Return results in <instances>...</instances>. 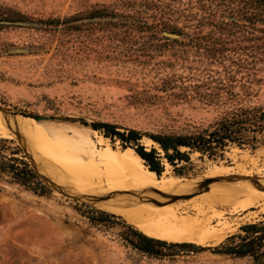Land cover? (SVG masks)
<instances>
[{"label": "rangeland", "instance_id": "rangeland-1", "mask_svg": "<svg viewBox=\"0 0 264 264\" xmlns=\"http://www.w3.org/2000/svg\"><path fill=\"white\" fill-rule=\"evenodd\" d=\"M95 9L109 14L86 17ZM14 12L25 19H9ZM252 106H264V0H0V108L17 117H53L44 120L45 132L27 129L33 140L20 129L0 133L7 140L0 142V264H264V245L258 259L212 250L230 235L249 238L243 225L264 224V198L227 213L231 229L216 244L186 240L188 247L146 255L122 239L133 228L143 232L141 218L107 209L106 193L82 170L88 160L83 141L138 171L148 169L91 123L190 133ZM140 142L147 149L154 144L146 136ZM17 148L14 157L32 163L50 187L25 178L21 163L13 162L15 177L6 171ZM163 164L160 180L185 183L162 194L150 190L160 202L188 194L178 199L202 203L246 191L264 196V145L229 144L214 158L191 151L177 168ZM205 178L213 181L200 190ZM96 210L114 216L93 223Z\"/></svg>", "mask_w": 264, "mask_h": 264}, {"label": "bare ground", "instance_id": "bare-ground-1", "mask_svg": "<svg viewBox=\"0 0 264 264\" xmlns=\"http://www.w3.org/2000/svg\"><path fill=\"white\" fill-rule=\"evenodd\" d=\"M12 115L0 111V123H3L0 126V133L3 135L7 134L8 131L14 132L20 129L24 130V133L33 140L35 137L27 129L40 128L43 132L49 129L47 122H44V120L35 121L21 115L18 116L22 118ZM61 132L59 130L58 134L63 138L66 148L71 147L72 140L64 137ZM18 134L20 135V133ZM54 142L56 143V140L52 143ZM82 143L81 149L88 156V160L83 162L82 170L95 179L99 193H106L108 198L102 200V202L107 209L115 214L130 216L133 219L141 218V221H139L140 229L154 238L170 242L189 240L199 245L213 244L218 242L231 229L232 223L226 217L227 213L246 210L264 198L263 195L252 197L250 193L253 191H246L232 195L226 194L227 196H222L221 199L202 203L184 201V199H177L173 202H160L152 198L153 195L150 196L151 193L155 195L154 192L150 193V190L155 189L161 191L162 194L180 189L185 182L183 183L177 178L160 180L155 172L148 169L138 171L135 166L124 163L106 150L96 151L88 141ZM37 150L43 154L41 149L38 148ZM58 179L62 181L61 177H58ZM84 181L86 180L84 179ZM98 207L106 211L105 208ZM119 207L122 209L116 210ZM217 207H222V209ZM133 213L138 215H133Z\"/></svg>", "mask_w": 264, "mask_h": 264}, {"label": "trees", "instance_id": "trees-1", "mask_svg": "<svg viewBox=\"0 0 264 264\" xmlns=\"http://www.w3.org/2000/svg\"><path fill=\"white\" fill-rule=\"evenodd\" d=\"M108 14L109 13L104 9H95L90 11L86 17L104 16ZM8 18L13 20L25 19L23 15L16 12ZM69 27H71V25H69ZM90 126L92 129L102 133L106 138L119 140L122 147L125 148L123 152L132 149L136 159L141 162L143 160L144 166L160 177L164 169V160L175 167L177 163L182 161L188 162L189 152L191 151H197L202 155L206 154L208 157L214 158L222 157L225 147L229 144H236L238 146L247 145L252 148L258 145H264V106L238 107L222 116L211 128H204L200 131L190 133H151L141 132L135 128H124L120 130L117 125L110 122H95L91 123ZM143 136H146L154 143L149 149L140 142ZM0 142L4 143L7 142V140L0 138ZM18 152H20L19 148H17L16 151H11L13 156L8 158L6 171L8 173H13L15 177V174L18 173L15 171L13 162L21 163L23 167L19 170L22 171L21 174H24L25 178L40 179L45 186L49 187L39 176L31 163L24 159L14 157V154ZM61 164L67 171L64 164ZM179 169L180 168L176 170ZM75 186L77 190L80 191L76 183ZM84 192L86 193L85 190ZM95 212L99 214V217H89L90 221L93 223L105 221L106 218L114 216L100 210H96ZM242 229L247 234H250L249 238L245 235H230L222 243L212 247V250L238 257L249 255L256 259L260 258L263 255L262 246L264 245V231L262 230H264V224L249 223L243 225ZM122 239L133 249L146 255H161L163 254V248L166 246L180 248L190 246L189 243L185 242L167 243L164 240L143 234V232L134 228L131 229L130 235H123Z\"/></svg>", "mask_w": 264, "mask_h": 264}, {"label": "water", "instance_id": "water-1", "mask_svg": "<svg viewBox=\"0 0 264 264\" xmlns=\"http://www.w3.org/2000/svg\"><path fill=\"white\" fill-rule=\"evenodd\" d=\"M9 23H15V22H13V21H9ZM0 111L1 112H4L5 114H8V113H6L4 110H2L1 108H0ZM15 115H17V114H15ZM34 120H36V121H41V120H49V119H53V117H50V116H42V115H37V116H33L32 117ZM16 133V132H15ZM19 137H21L18 133H16ZM22 149V148H21ZM24 152V151H23ZM26 156V155H25ZM31 165H32V163H31ZM33 167H34V169L37 171V173L39 174V176L43 179V181L49 186V185H52L51 183H50V181H48L47 180V178L44 176V175H42L37 169H36V167L34 166V165H32ZM213 181V178H205V179H203V180H201L199 183H198V188L200 189V190H202V189H206L207 187H208V184L210 183V182H212ZM50 187V186H49ZM191 195H181V196H178V195H173L172 197H173V199H178L179 197H183V198H188V197H190Z\"/></svg>", "mask_w": 264, "mask_h": 264}]
</instances>
